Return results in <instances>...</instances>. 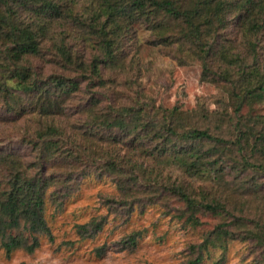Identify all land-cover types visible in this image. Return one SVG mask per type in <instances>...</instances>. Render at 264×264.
Returning a JSON list of instances; mask_svg holds the SVG:
<instances>
[{
  "label": "rangeland",
  "instance_id": "rangeland-1",
  "mask_svg": "<svg viewBox=\"0 0 264 264\" xmlns=\"http://www.w3.org/2000/svg\"><path fill=\"white\" fill-rule=\"evenodd\" d=\"M180 1L186 7L194 0ZM168 23L173 29L169 34L173 35L165 41L157 39L146 24H133L134 40L124 48L122 69H103V85L86 87L81 83L74 94L75 101L70 102L86 103L89 93L94 91L97 104L92 114L95 116L107 113L114 118L124 108L145 109L148 115L156 116L155 120L164 116L178 130L206 129L212 135L230 140L238 134L247 135L250 144L264 128V92L249 102L244 101L239 111H235L238 100L232 94L233 78L239 68L247 70L246 65L252 64L241 25L229 19L222 28L216 25L212 31L202 28L197 44L180 38L176 33L178 22ZM212 33L206 58L209 70L205 74L198 54L205 48L201 43ZM255 49L262 68L261 35ZM90 50L84 52V59L89 57ZM235 53L240 55V62L234 61ZM48 57L46 54L43 59L34 60L38 72L59 74L58 68L47 63ZM227 71L233 73L232 84L224 79ZM71 103L67 115L61 119L77 140L90 144L103 160L105 152L115 153L123 170L128 159L144 162L146 171L152 172V177L160 182L141 187L118 175H96L97 166L89 162L88 166L79 163L74 171L65 162L58 164L63 166V169L55 168L58 173L63 172L59 176H65L66 172L73 174L65 188H56V202L47 201L45 206L52 239L40 235L39 246L32 253L17 249L6 256L0 248V264H187L196 257L197 246L207 239L212 242L199 253L202 255L199 264H264V245L258 242L264 238V174L252 166H239L236 162H240V155L234 147L206 140L197 142L195 149L201 160L195 170L199 169L200 174L190 177L159 154L158 148L163 145L158 144L159 139H150L154 127L140 131L145 135L139 141L132 138L130 128L133 124L142 126L146 122L143 115L138 121L129 117L130 128L126 131L118 127L99 129L97 140L91 141L78 136L83 131L80 125L83 117L88 113L76 112ZM23 110L21 117L10 116L0 104V152L9 151L20 161L35 164L25 135L35 129L38 121L28 107ZM177 144L172 141L166 147L174 148ZM244 147L248 162L264 164V148L249 150L245 144ZM206 150L214 155L207 157ZM212 166L216 176L212 171H204ZM120 179L126 195L119 190ZM172 184H181L197 201L220 202L225 210L187 208L183 200L161 187ZM189 216L193 218L188 219ZM93 219L100 225L97 231L91 229L86 234L77 231L76 224ZM219 225L222 227L217 230ZM129 237L134 239L133 243Z\"/></svg>",
  "mask_w": 264,
  "mask_h": 264
},
{
  "label": "trees",
  "instance_id": "trees-1",
  "mask_svg": "<svg viewBox=\"0 0 264 264\" xmlns=\"http://www.w3.org/2000/svg\"><path fill=\"white\" fill-rule=\"evenodd\" d=\"M229 19L241 25L252 57V64L245 67L247 70L239 68L233 78L232 94L237 97L235 111L238 112L244 101L249 102L259 92H264V67H259V55L255 49L258 35L264 39L263 0H194L186 7L180 0H0V104L7 115L19 117L28 107L38 121L35 129L25 135L35 164L20 161L9 151L0 152V248L6 256L17 249L32 253L39 246L40 235L52 239L45 206L47 201L56 202V188H65L73 174L66 172L65 176H59L63 172L58 173L55 168L63 169V166L58 164L65 162L74 171V166L79 163L88 166L89 162L97 166L96 175H118V178L130 181L131 185L139 183L141 187L160 182L159 178L152 177V172L146 171L142 161L131 162L128 159L123 170L115 153L105 152L103 160L90 144L77 140L61 119L67 115L70 101H75L74 94L81 83L86 87H100L103 85V69H122L126 55L124 48L134 40L133 24H146L157 39L165 41L173 35L169 34L173 29L168 21L175 20L178 22L176 33L180 38L200 44L202 28L210 31L214 25L222 28ZM213 33L201 43L205 48H201L198 54L205 74L209 70L206 58ZM88 48L91 49L89 57L84 59ZM46 54L49 55L47 63L58 68L59 74L38 72L34 60L43 59ZM233 59L241 61L237 53ZM232 74L225 72L224 79L231 83ZM94 82L96 84H92ZM94 95V91L89 93L86 103H71L76 112L88 113L80 124L83 131L78 134L85 136L86 140H97L95 135L99 129L118 127L126 131L130 128L129 117L138 121L143 115L146 122L140 127L133 124L130 128L132 138L139 141L145 135L140 131H146L148 126L154 127L150 139H159L158 144L163 145L158 148L159 154L190 177L200 174L199 169L195 170V165L201 160L195 144L201 140L234 147L240 155V162H236L239 166H252L264 174V164H252L244 155V144L249 150L254 147L260 149L258 146L264 148V128L249 144L247 135L238 134L230 140L212 135L206 129L188 127L178 130L164 116L155 120L156 116L148 115L149 111L145 109L124 108L114 118L107 113L95 116L92 114L97 104ZM169 115L171 117L172 114ZM172 141L179 144L174 148L166 147ZM204 155L211 157L214 154L206 150ZM204 171L214 173L215 169L212 166ZM121 179L118 187L126 195ZM52 187L54 190H50ZM161 187L183 200L187 208L225 210L224 204L215 200L212 203L195 200L181 184ZM75 227L79 233L86 234L91 229L97 231L100 225L93 219ZM221 227L219 225L217 230ZM254 237L259 239V235ZM129 239L133 243L134 239ZM208 242L212 241L207 239L197 246L196 257L188 260L187 264L201 262L199 253ZM258 242L264 245V238Z\"/></svg>",
  "mask_w": 264,
  "mask_h": 264
}]
</instances>
